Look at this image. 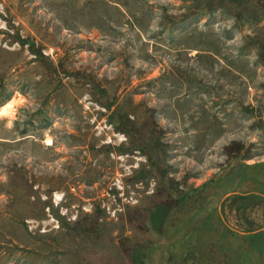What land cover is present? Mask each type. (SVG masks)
Listing matches in <instances>:
<instances>
[{"label": "rangeland", "instance_id": "1", "mask_svg": "<svg viewBox=\"0 0 264 264\" xmlns=\"http://www.w3.org/2000/svg\"><path fill=\"white\" fill-rule=\"evenodd\" d=\"M257 231L264 0H0V264H264Z\"/></svg>", "mask_w": 264, "mask_h": 264}, {"label": "trees", "instance_id": "2", "mask_svg": "<svg viewBox=\"0 0 264 264\" xmlns=\"http://www.w3.org/2000/svg\"><path fill=\"white\" fill-rule=\"evenodd\" d=\"M164 211H162V213H163ZM161 213V214H162ZM230 233H233V232H230ZM264 233L263 232H252V233H250V235H248V236H244V237H246V238H248V239H246V240H248V244H249V248L247 247V249H248V251H251L252 249H254L255 250V247H254V243L257 241V239L259 238V237H261L262 235H263ZM237 235V234H236ZM238 236H241V235H239L238 234ZM247 252V251H246Z\"/></svg>", "mask_w": 264, "mask_h": 264}, {"label": "bare ground", "instance_id": "3", "mask_svg": "<svg viewBox=\"0 0 264 264\" xmlns=\"http://www.w3.org/2000/svg\"><path fill=\"white\" fill-rule=\"evenodd\" d=\"M6 110V109H5Z\"/></svg>", "mask_w": 264, "mask_h": 264}]
</instances>
